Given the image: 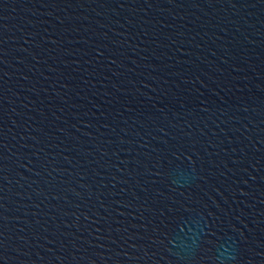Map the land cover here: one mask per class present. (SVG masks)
Listing matches in <instances>:
<instances>
[{"label":"water","instance_id":"water-1","mask_svg":"<svg viewBox=\"0 0 264 264\" xmlns=\"http://www.w3.org/2000/svg\"><path fill=\"white\" fill-rule=\"evenodd\" d=\"M0 264H264V0H0Z\"/></svg>","mask_w":264,"mask_h":264}]
</instances>
